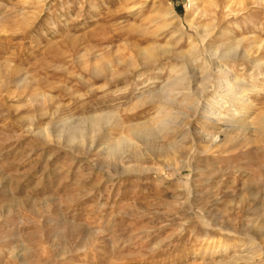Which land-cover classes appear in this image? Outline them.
Returning <instances> with one entry per match:
<instances>
[{
    "label": "rangeland",
    "instance_id": "rangeland-1",
    "mask_svg": "<svg viewBox=\"0 0 264 264\" xmlns=\"http://www.w3.org/2000/svg\"><path fill=\"white\" fill-rule=\"evenodd\" d=\"M0 264H264V0H0Z\"/></svg>",
    "mask_w": 264,
    "mask_h": 264
},
{
    "label": "bare ground",
    "instance_id": "bare-ground-1",
    "mask_svg": "<svg viewBox=\"0 0 264 264\" xmlns=\"http://www.w3.org/2000/svg\"><path fill=\"white\" fill-rule=\"evenodd\" d=\"M239 54H240V51L238 52V47H232V45H230L229 47H227V49H225V51H223L221 53V56L220 57H229L230 58L231 56H235V55L236 56H239ZM243 57H244V55H243ZM218 66H219V69L215 70V72L209 71L207 73V75H204L202 77H199L198 80H200L201 83H205L209 78H211V76H213L214 78H216L218 80L219 79H226V80H228L231 83H234V84L236 83L237 84L238 81L235 78H232V74L230 73L229 68H227L225 65H222V64H218ZM184 75H185V73H184ZM184 82L182 81V79L180 77H177V78H174L173 80H171V82H169L165 87L168 88V90H170L169 92H171V90H173L175 88L177 89V87L178 88L182 87V89H183L184 88ZM220 82L218 84H220ZM241 84L242 85H239V87H241V88L242 87H249V86L246 85V83L241 82ZM239 87H237V88H239ZM207 88H208V86H207ZM221 89H224L225 90V92L222 93V94L220 93L221 92ZM241 92L242 91L240 89L233 88V86L231 87V85H229V84H227L225 86H223L221 84L218 85L214 89V92H213L216 95V97L217 96H220V98L217 101H215V104H217V105L214 106V107L215 108L217 107V108L214 109L212 105H204L201 109H199V107H197L195 109L196 113L201 114L202 116H204L206 118V121H205V123L203 125V128L206 127L207 125H210V123H214V120L215 119H219V117L221 116V113H222L223 109L226 108L225 107V104H224L225 102L223 101V99L225 98V96H232L235 105H237V104L246 105L248 99H243L242 98L243 100H239V97L241 95ZM168 96H169V93H164L163 95H160V97H162L163 99H165V101L167 100L169 102H174L176 100V99L175 100L174 99H170ZM238 113L239 112L236 111V110L234 112H231L230 115H232L233 117H227L226 118L227 124H226L225 129L222 130V132L223 131L224 132L233 131L235 129H238V127H240L239 124L240 123H242V124L244 123V121H241V120H239L237 118V114ZM164 123L163 124L165 126L171 124L170 121H166V122L164 121ZM244 125H245V123H244ZM218 133L220 134L221 132H218ZM211 134H213L212 131L202 129L199 132V137L203 138L204 136H210ZM219 134L215 137V139L218 138Z\"/></svg>",
    "mask_w": 264,
    "mask_h": 264
}]
</instances>
